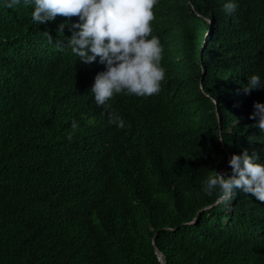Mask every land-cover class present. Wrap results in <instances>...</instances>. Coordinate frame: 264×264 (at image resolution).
Returning <instances> with one entry per match:
<instances>
[{
    "label": "trees",
    "instance_id": "16d2710c",
    "mask_svg": "<svg viewBox=\"0 0 264 264\" xmlns=\"http://www.w3.org/2000/svg\"><path fill=\"white\" fill-rule=\"evenodd\" d=\"M228 2L158 0L160 91L98 107L105 65L55 46L79 18L39 25L23 0H0V264H160L153 242L165 264H264V202L204 192L234 154L264 164L249 119L264 88L243 92L252 75L264 84V0Z\"/></svg>",
    "mask_w": 264,
    "mask_h": 264
},
{
    "label": "clouds",
    "instance_id": "9594fccd",
    "mask_svg": "<svg viewBox=\"0 0 264 264\" xmlns=\"http://www.w3.org/2000/svg\"><path fill=\"white\" fill-rule=\"evenodd\" d=\"M21 0H6L5 7L13 8ZM158 0H23L26 6L33 7V22L39 25L54 21L58 16L78 17L79 22L62 23L58 26V35H63L65 27L71 31L70 38L57 39L55 46L63 51L65 47L79 57L84 64L99 63L106 70L94 78L91 92L98 107L104 106L114 94L127 92L136 96H153L160 91L165 79V69L161 67L162 47L160 40L152 36L151 21L155 18L153 8ZM238 5L232 0L224 4L227 14L234 13ZM49 43L51 35L46 32ZM151 36V39L148 37ZM264 88L259 75H252L244 86V94ZM109 123L118 128L125 121L111 112ZM249 119L255 120V126L264 131V104L254 102ZM73 120L71 140L78 129ZM220 140L223 141L221 138ZM259 156L253 151L243 150L241 155H232L229 166L231 174L211 171L205 181L204 192L208 196L216 193L214 203L228 206L236 196L238 189L251 194L256 200L264 202V164L258 162Z\"/></svg>",
    "mask_w": 264,
    "mask_h": 264
},
{
    "label": "water",
    "instance_id": "95a60500",
    "mask_svg": "<svg viewBox=\"0 0 264 264\" xmlns=\"http://www.w3.org/2000/svg\"><path fill=\"white\" fill-rule=\"evenodd\" d=\"M210 24H211V21L210 20H207ZM200 89L202 91V86H200ZM231 157L228 158V161H230ZM226 167L223 168L219 173L220 174H223L224 171H225ZM211 206H208L206 207L205 209H208L210 208ZM153 246H154V251H155V254L157 255V258H158V261L160 264H165V261L163 260V255L160 253V251L157 249V247L155 246L154 242H153Z\"/></svg>",
    "mask_w": 264,
    "mask_h": 264
}]
</instances>
